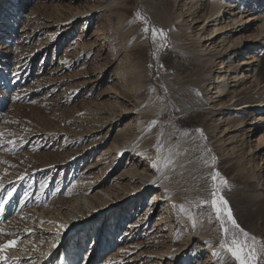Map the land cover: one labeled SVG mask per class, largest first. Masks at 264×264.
Returning <instances> with one entry per match:
<instances>
[{"label":"rangeland","instance_id":"rangeland-1","mask_svg":"<svg viewBox=\"0 0 264 264\" xmlns=\"http://www.w3.org/2000/svg\"><path fill=\"white\" fill-rule=\"evenodd\" d=\"M190 1L0 0V191H13L0 243L29 240L6 251L9 264H233L214 255L219 225L199 204L216 170L239 225L264 240V113L243 109L264 99V19L198 41L194 16L211 0ZM260 1L246 0L250 18ZM137 12L167 32V48L145 37ZM244 88L248 99L235 98ZM102 191L107 205H128L136 228L88 229L107 207ZM83 223L85 245L58 230Z\"/></svg>","mask_w":264,"mask_h":264},{"label":"bare ground","instance_id":"bare-ground-1","mask_svg":"<svg viewBox=\"0 0 264 264\" xmlns=\"http://www.w3.org/2000/svg\"><path fill=\"white\" fill-rule=\"evenodd\" d=\"M245 2H246V0H225V1L224 0H211L209 6L207 7V9L203 13V15H201V16L195 15L194 16V20L195 21H198L199 19H202L203 23H204V25L200 28V31H202L203 37L201 38V37L197 36L196 39L198 41L204 40L206 42L214 34H217L218 32L222 31L223 28L224 29L229 28L230 30L234 31L233 33H235V34L236 33H242L245 30H247L248 27H250L251 24L255 20L256 21H258V20L262 21L264 19V0L260 1V6L259 7H262V10L259 13L258 17H256V18H253V17L250 18L252 10H250V9L246 10ZM190 3H193V0H191ZM196 4H195V6H197ZM248 13H249V15H248ZM192 14H194V13L192 12ZM244 14H247V16H243ZM238 16H240V17H238ZM226 17H228V18H226ZM243 18H244V20H243ZM226 19L228 20L227 22H226ZM210 23H211V29L208 30V31H205V30L203 31L204 27L208 26ZM223 25H224V27H223ZM260 29H261L260 34L255 36V39H257L258 36H261L263 34L264 26L260 25ZM262 40H263V38H262ZM252 42H255V40H253ZM236 45L237 44H233V47H235ZM202 51L205 52L206 49L202 50ZM261 52H257V50H256V51H253V54H258V53H261ZM232 54L236 56L237 54H240V53H239V50H236ZM222 78L225 79V77H222ZM255 83L254 82L252 83V84H254L253 87H256L257 82H255ZM217 88L219 89V94L225 93L228 90V84L221 82V84H219V86ZM250 92L251 91H249L246 88H244L240 93L236 94L234 97L236 98V97L244 96V98H246V96L249 95ZM232 94H233V92L231 94L229 93L231 98L233 97ZM247 99H248V96H247ZM238 101H239V99L234 104L229 105L228 107H239L240 104L238 105ZM249 101H250V99H249ZM224 104H225V102L223 103V105ZM243 109L250 110L249 113H252V114H255V112L256 113H264V99H258L257 97H253L250 102H245V105H244ZM251 120L253 121V120H255V118H252ZM108 121H110V120H106L104 122V124L107 123ZM236 123L237 124H235V126H234V125H231V123L227 122V124L224 126V128H225L224 131H229L231 129L237 128L241 124H243L244 121H243V119H241L240 121H238ZM251 126L252 125L250 124V128H251ZM245 131H249V129L241 130L240 132H241L242 136L245 135V133H244ZM41 162H44V161H41ZM32 164H35V163L32 162ZM144 176L145 177H152V176H148L147 174H144ZM136 189L137 188L134 187V189L132 191H134ZM102 193H103V196H102V199H101L102 203L107 205L108 201H107L106 197H109L110 195L108 193L103 192V191H102ZM157 199H158L157 197H152L151 204L157 203ZM63 206H64V204L62 203L60 205V207L56 210V212L58 214H60V215H63L61 213V209H63L62 208ZM127 206L128 205H126V203L125 204L124 203L120 204V205L115 206V207H113L112 205H110V206L107 205L106 208L101 209V210L99 209L100 207H96V208H98V209H96L98 214H93L92 216L88 217V221H89L88 222V226H87L88 229L89 230H93L95 223H99V225L101 227L103 226V229H107L108 231L112 230V233H110V235H112V234L115 233L114 232L115 231V227H117V226H118V228H117L118 232L120 231L121 226H122V228L129 227L130 229L128 228V230L136 228L135 227L136 223L133 224V222L130 221L131 214H129L130 210H129V208H126ZM123 207H124V210H122ZM117 212H118V217H116V220L114 221L113 220V215H115V213L117 214ZM257 212L259 213V215H264V201H262L259 204ZM83 215H86V214L83 213ZM52 218L55 219V217H52ZM84 225L85 224L83 223L79 227H77V226L73 227L71 225L70 227H64V226L61 227V226H59V228L58 227L57 228H58L59 231H63L65 234L68 231H73L72 235H76L77 237H79V242H81V240H83L82 241L83 245H85V241L88 238V234H84L83 233ZM24 233H25L24 234L25 238L32 234L31 233V225L25 230ZM65 234L63 235V237L61 236L62 238L53 241L52 244H54L56 247L61 246V244L63 242V239L65 237ZM19 238L20 239L18 241H19L20 247L26 246L25 242H28L29 240L26 239L25 242H24V241H21V237H19ZM70 238H72V237L70 236ZM67 239H69L68 236H67L66 240ZM51 248L52 247H47L46 250L44 249V251H45L44 253L49 251ZM4 255L6 256V252L4 253ZM25 255L28 256V255H31V254L26 253ZM48 262H49V259H47L46 263H48Z\"/></svg>","mask_w":264,"mask_h":264},{"label":"snow or ice","instance_id":"snow-or-ice-1","mask_svg":"<svg viewBox=\"0 0 264 264\" xmlns=\"http://www.w3.org/2000/svg\"><path fill=\"white\" fill-rule=\"evenodd\" d=\"M135 16L137 19L142 20L144 24L142 32L145 34V37L147 38L150 34L153 45L157 44V39L159 38V47L167 48V32L162 28L150 25L148 18L141 13L137 12ZM149 67H154V65L150 64ZM160 67H163V65H160ZM152 124L155 125L156 121H153ZM196 132L203 137L202 129H196ZM184 135L187 136L188 133L184 132ZM157 151H159V148ZM208 151L211 150L209 149ZM212 160H215L214 156ZM211 180L212 185L209 198L201 199L199 204L202 208L207 209L210 221L214 220L219 225L221 237L219 241L220 251L215 252L214 255L220 256L222 251L228 255L233 261V264H264V240H258L255 235L250 234L239 225L229 201L223 194L224 189L229 187L227 179L222 177L219 171L216 170L213 171ZM44 188L45 185L41 184V191H44ZM5 191L6 197L4 195ZM12 196L13 191L10 188L0 191V212L4 211L5 205L10 201ZM181 210H184L183 206H181ZM61 227L63 226L61 225ZM0 235L9 234L0 230ZM238 237H242V239ZM19 239V237H16L8 240L7 243H0V262H2V264H9L8 257H6L4 253L13 249ZM53 247H55V245H53Z\"/></svg>","mask_w":264,"mask_h":264}]
</instances>
